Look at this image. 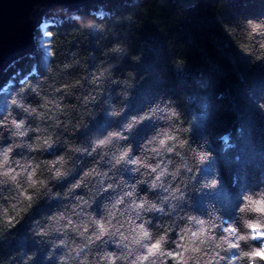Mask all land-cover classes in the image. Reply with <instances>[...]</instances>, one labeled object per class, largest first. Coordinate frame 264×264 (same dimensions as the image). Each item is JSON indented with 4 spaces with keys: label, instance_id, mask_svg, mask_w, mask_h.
<instances>
[{
    "label": "clouds",
    "instance_id": "9594fccd",
    "mask_svg": "<svg viewBox=\"0 0 264 264\" xmlns=\"http://www.w3.org/2000/svg\"><path fill=\"white\" fill-rule=\"evenodd\" d=\"M56 11L85 29V40L87 33L109 35L99 23L112 15L104 9L88 16ZM111 35L105 59L94 66L78 45L49 69V78L34 69L36 82L26 77L18 92L7 94L0 110V243L14 239L41 202L56 201L29 221L28 238L36 247L20 249L19 264H33L40 252L44 264H264V183L241 193L234 218L213 201L204 202L205 213L195 211L194 197L220 184L200 178L212 153L207 139L191 140L197 115L186 124L170 99L129 112L133 90L148 73L114 76L131 49L126 37ZM230 35L242 37L238 51L249 66L264 61V16L245 19ZM46 51V60L55 57L54 47ZM174 67L183 70L179 63ZM74 68L81 73L69 76ZM256 103L264 111V99ZM101 115L113 123L93 128ZM144 126L150 130L140 135Z\"/></svg>",
    "mask_w": 264,
    "mask_h": 264
},
{
    "label": "trees",
    "instance_id": "16d2710c",
    "mask_svg": "<svg viewBox=\"0 0 264 264\" xmlns=\"http://www.w3.org/2000/svg\"><path fill=\"white\" fill-rule=\"evenodd\" d=\"M101 9L112 13L99 21L109 35L104 38L102 34L87 33V40L80 25L58 12L48 13L45 24L36 32L37 48L0 76V110L6 107L7 94L21 89L22 80L30 77L33 83L37 81L34 69L41 78H49V69H55L57 62L67 59V51L76 50L78 45L79 54L89 67L105 59L102 53L113 43L111 33L116 32L127 38L131 51L114 76L124 79L130 70H137L138 75L148 73L133 90L128 111L144 110L157 100L170 99L181 110L186 124L193 114L197 115L191 140L199 144L207 139L208 151L212 153L199 173L200 178L214 177L220 184L194 197L193 208L205 213L204 202L213 201L225 217L234 218L241 193L264 183V111L256 103L264 99V61L249 66V57L238 51L242 37L233 38L230 33L241 31L247 18L264 16V0H199L190 6L175 0H114L68 10L88 16ZM44 25L47 27L43 31H50V37L43 35ZM47 47H54L56 55L46 60ZM140 51L141 60L135 63ZM61 52L65 55L61 56ZM177 63L182 65V71L174 67ZM81 71L74 68L68 75L75 77ZM110 87L115 93L116 86ZM69 102L74 101L69 98ZM114 103L119 107L123 101L114 95ZM112 123L111 118L101 115L92 127ZM149 130L144 126L139 134L146 135ZM79 135L83 137L85 133L72 139ZM224 135L228 136L227 141L220 139ZM141 191L146 189L142 187ZM55 204L56 201L41 202L32 216L14 230L15 238L0 243V264H19L20 249L30 252L36 247L28 238L29 221L42 211L50 212ZM98 205L99 202L97 209ZM43 255L40 252L33 264H44Z\"/></svg>",
    "mask_w": 264,
    "mask_h": 264
},
{
    "label": "water",
    "instance_id": "95a60500",
    "mask_svg": "<svg viewBox=\"0 0 264 264\" xmlns=\"http://www.w3.org/2000/svg\"><path fill=\"white\" fill-rule=\"evenodd\" d=\"M105 1L114 0H0V76L37 48L36 32L48 13ZM175 1L190 6L199 0Z\"/></svg>",
    "mask_w": 264,
    "mask_h": 264
},
{
    "label": "snow or ice",
    "instance_id": "6c2138e0",
    "mask_svg": "<svg viewBox=\"0 0 264 264\" xmlns=\"http://www.w3.org/2000/svg\"><path fill=\"white\" fill-rule=\"evenodd\" d=\"M47 27V25H44L43 27H42V33H43V35H44V31H43V28H46ZM49 33H51L50 31H48Z\"/></svg>",
    "mask_w": 264,
    "mask_h": 264
}]
</instances>
